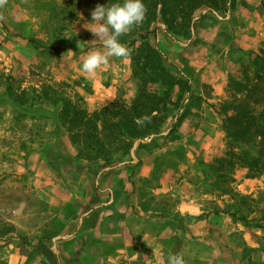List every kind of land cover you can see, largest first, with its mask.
Here are the masks:
<instances>
[{"label": "rangeland", "instance_id": "rangeland-1", "mask_svg": "<svg viewBox=\"0 0 264 264\" xmlns=\"http://www.w3.org/2000/svg\"><path fill=\"white\" fill-rule=\"evenodd\" d=\"M1 2L0 264H160L169 254L181 255L185 264H264V232L230 215L236 200L264 195V176L247 179L244 168L229 173L217 165L226 143L222 114H231L244 97L234 85L240 78L257 82L253 61L264 51V0H232L225 16L198 11L187 42L175 44L161 29L156 43L149 38L187 75L191 98L178 114L167 106L163 139L136 147V162L130 151L131 162H140L133 173L83 164L59 126L62 99L92 112L119 92L127 99L136 94L130 49L127 58L109 57L89 76L81 70L83 60L104 49L88 30L94 25L82 2ZM155 157L174 178L177 194L143 200L140 169L149 160L153 167ZM106 188L111 196L99 193ZM134 194L153 211L142 223L138 210H130ZM174 206L182 212H173ZM129 212L137 217L129 219ZM162 212L170 216L160 219Z\"/></svg>", "mask_w": 264, "mask_h": 264}, {"label": "trees", "instance_id": "trees-1", "mask_svg": "<svg viewBox=\"0 0 264 264\" xmlns=\"http://www.w3.org/2000/svg\"><path fill=\"white\" fill-rule=\"evenodd\" d=\"M72 0H70L71 3ZM84 10L92 11L97 5L122 2V0H78ZM145 15L141 23L120 37V42L130 49L131 70L138 80L137 92L130 99L121 92L114 101L98 110L88 111L84 106L76 107L65 99L61 100L62 112L59 126L66 129L72 145L79 148L77 158L85 165L97 171L111 168L110 171L126 170L133 173L139 166L131 162L130 151L136 140H143L163 131L170 117L168 105L175 107L176 113L183 108L184 100L191 98V86L187 75L164 57L158 47L150 43L153 36L157 42V32L161 29L175 44L187 42L192 37L195 16L198 11L225 16L232 7V0H142ZM2 2L0 0V13ZM200 19H203L199 15ZM163 25V27H161ZM38 46L33 39H27ZM258 59H261L259 61ZM256 66V83H247L240 78L234 89L244 97L231 106V114H222V127L226 136L225 150L217 160L218 169L233 172L237 168L246 170V178L264 176V89L259 70H264V51L253 61ZM173 72L177 73L174 74ZM257 79V80H256ZM152 85L157 86L153 89ZM161 87V89H159ZM176 90V91H175ZM175 91V92H174ZM47 94H43L46 96ZM39 100L41 97L37 96ZM172 98H175L174 104ZM15 102V99L13 100ZM179 119L176 118V124ZM176 124L172 125V129ZM163 139V136H158ZM139 144L135 150L154 146ZM153 163L150 173L157 185L164 171ZM117 163H124L117 167ZM109 171V172H110ZM109 172H103L102 175ZM140 178L142 185L148 188V180ZM98 191V186H93ZM243 207V208H242ZM148 211V206L143 208ZM230 215L243 226H254L264 232V195L258 200L245 202L236 200ZM153 214V213H152ZM162 218L170 216L162 212Z\"/></svg>", "mask_w": 264, "mask_h": 264}, {"label": "clouds", "instance_id": "clouds-1", "mask_svg": "<svg viewBox=\"0 0 264 264\" xmlns=\"http://www.w3.org/2000/svg\"><path fill=\"white\" fill-rule=\"evenodd\" d=\"M145 11L142 0L97 5L91 11L94 27L88 30L96 40L102 41L104 51H91L83 60L81 70L89 76H95L97 69L105 65L109 57L127 58L129 51L119 38L142 22ZM160 264H185V261L179 254H169L161 259Z\"/></svg>", "mask_w": 264, "mask_h": 264}, {"label": "crops", "instance_id": "crops-1", "mask_svg": "<svg viewBox=\"0 0 264 264\" xmlns=\"http://www.w3.org/2000/svg\"><path fill=\"white\" fill-rule=\"evenodd\" d=\"M145 144V143H144ZM162 149H159V150H157V151H155V150H153L152 151V153L151 154H148L149 156H151V157H149L148 159H150V158H152V156H153V154H155V153H159L160 151H161ZM148 162V164H144V165H142V167H141V169H140V178H144V179H147V178H149V175H150V173H151V171H152V169H153V167H151L150 166V164H149V162H151L150 160L149 161H147ZM152 168V169H151ZM173 180H174V178L173 177H169V176H167L166 174H162L161 176H159V178H158V181H157V185H156V187L155 188H148V187H146L145 185L143 186L142 185V182L140 181V182H138V189H140V191H143L144 192V198H143V200H146L147 198L145 197V196H149V195H158V194H161V196L162 197H167L168 198V196H171V194H174V193H176L175 191V189H174V187H173V185H171L172 184V182H173ZM174 183V182H173ZM98 186V185H97ZM99 193L101 194V195H103V193H106V195L108 196H111L112 195V190L111 189H108V188H106V189H101L100 191H99ZM137 194V193H136ZM170 194V195H169ZM177 194V193H176ZM128 194H126V196H127ZM130 200H129V202H130V204H132L133 206H134V208H130V210L131 209H134V210H138V214L140 215V216H142V219H141V223L143 222V221H147V217H151V214L153 213V211H152V209H148V211H146V210H144L143 208L145 207V206H142V203L138 200V197H136V195L134 194V195H131L130 196V198H129ZM144 203H146V202H144ZM104 203L103 202H101L100 203V206L101 205H103ZM150 208V207H149ZM182 210L183 209H181V207H178V206H174L173 207V209H172V211L173 212H182ZM120 213H122L120 210H118ZM127 215H128V218L130 219H132L134 216H136L137 217V215H135V214H133V213H131V212H129V213H127ZM158 217L160 218V219H163L161 216H159L158 215ZM145 219V220H144ZM163 222V221H162ZM166 224V223H165ZM142 225V224H141ZM166 227H167V224L165 225Z\"/></svg>", "mask_w": 264, "mask_h": 264}, {"label": "water", "instance_id": "water-1", "mask_svg": "<svg viewBox=\"0 0 264 264\" xmlns=\"http://www.w3.org/2000/svg\"><path fill=\"white\" fill-rule=\"evenodd\" d=\"M215 14V12H213ZM196 19V18H195ZM163 27V25H162ZM192 34H193V29H192ZM164 133H161V134H158L156 136H161L163 135ZM154 136H151L149 139H145V140H136L133 144V147H132V150H131V155H132V158H133V161L132 162H136V158L134 157V150L135 148L137 147L138 144H144V143H147L148 141H150ZM55 239H53L54 241Z\"/></svg>", "mask_w": 264, "mask_h": 264}]
</instances>
